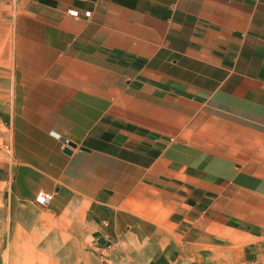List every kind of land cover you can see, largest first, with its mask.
<instances>
[{"label":"crops","instance_id":"1","mask_svg":"<svg viewBox=\"0 0 264 264\" xmlns=\"http://www.w3.org/2000/svg\"><path fill=\"white\" fill-rule=\"evenodd\" d=\"M8 50L1 195L76 234L55 246H142L165 263L212 196L252 193L262 210L264 157L243 164L198 137L220 120L229 137L245 121L264 136V0H19ZM12 237L5 264L25 251Z\"/></svg>","mask_w":264,"mask_h":264},{"label":"rangeland","instance_id":"2","mask_svg":"<svg viewBox=\"0 0 264 264\" xmlns=\"http://www.w3.org/2000/svg\"><path fill=\"white\" fill-rule=\"evenodd\" d=\"M18 1L0 0V69L9 63L11 19ZM245 123L252 129L243 135L229 137L222 131L221 125L215 124L214 135L204 133L198 137V141L202 147L213 148L219 154L225 153L224 147L231 145L233 150L228 154L236 159L240 157L238 160L243 164L248 162L244 158L245 153L251 159L264 157V136L253 133V123ZM8 139L7 130L0 125L2 177L12 170L13 165ZM3 185L0 183V243L5 244L12 235L16 243L21 242L25 246L22 247L25 251L19 250L20 253L16 255V262L10 264H264V244L259 251L262 259H257L253 251L255 236H264V199L260 211L254 208L252 193L244 195L235 191L228 193L229 198H222L224 193L212 196L204 205V208L208 207L207 210L200 209L204 212L199 214L197 228H192L190 233H182L180 246L173 250L168 262L161 263L156 255L149 254L142 246L129 249L55 246L68 243L76 234L65 231L54 233L56 222L43 212L41 206L17 202L11 197L6 198V195L3 197ZM248 217L255 218V221L249 223ZM11 231H15L18 237ZM3 248H0V264H5L1 256Z\"/></svg>","mask_w":264,"mask_h":264},{"label":"built area","instance_id":"3","mask_svg":"<svg viewBox=\"0 0 264 264\" xmlns=\"http://www.w3.org/2000/svg\"><path fill=\"white\" fill-rule=\"evenodd\" d=\"M84 15L88 16L89 12L88 11L84 12ZM51 198H52V194L41 191V192L37 193V195L35 197V201L39 204H45Z\"/></svg>","mask_w":264,"mask_h":264},{"label":"water","instance_id":"4","mask_svg":"<svg viewBox=\"0 0 264 264\" xmlns=\"http://www.w3.org/2000/svg\"><path fill=\"white\" fill-rule=\"evenodd\" d=\"M68 145L71 146V147H75V146H76L75 143H73V142H71V141L68 142ZM64 152H66V153H70V150L67 149V148H65V149H64Z\"/></svg>","mask_w":264,"mask_h":264}]
</instances>
